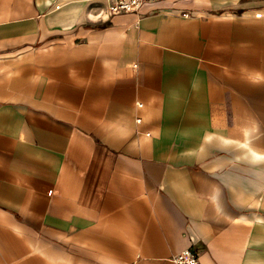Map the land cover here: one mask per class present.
<instances>
[{
  "label": "crops",
  "instance_id": "0c3cea01",
  "mask_svg": "<svg viewBox=\"0 0 264 264\" xmlns=\"http://www.w3.org/2000/svg\"><path fill=\"white\" fill-rule=\"evenodd\" d=\"M0 0V264H264V0Z\"/></svg>",
  "mask_w": 264,
  "mask_h": 264
},
{
  "label": "built area",
  "instance_id": "2783aa9c",
  "mask_svg": "<svg viewBox=\"0 0 264 264\" xmlns=\"http://www.w3.org/2000/svg\"><path fill=\"white\" fill-rule=\"evenodd\" d=\"M111 2L109 7L110 15L121 13L136 12L143 4L152 3L157 0H108ZM174 264H199V254L192 249H187L181 254L173 257Z\"/></svg>",
  "mask_w": 264,
  "mask_h": 264
}]
</instances>
